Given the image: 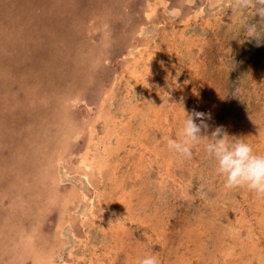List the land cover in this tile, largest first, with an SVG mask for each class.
<instances>
[{"label": "rangeland", "instance_id": "374dc122", "mask_svg": "<svg viewBox=\"0 0 264 264\" xmlns=\"http://www.w3.org/2000/svg\"><path fill=\"white\" fill-rule=\"evenodd\" d=\"M232 3L0 0V264H264V198L166 143L181 105L264 154V28Z\"/></svg>", "mask_w": 264, "mask_h": 264}, {"label": "clouds", "instance_id": "9594fccd", "mask_svg": "<svg viewBox=\"0 0 264 264\" xmlns=\"http://www.w3.org/2000/svg\"><path fill=\"white\" fill-rule=\"evenodd\" d=\"M232 7L238 18L251 12L257 22L242 20L243 30L247 38L259 36L261 28H264V0H233ZM216 91L223 98L225 94L218 88ZM180 107L183 120L178 131L179 139L167 137L168 149L190 158L193 148L202 146L206 157L213 162L214 173L222 178L225 189L242 188L264 198V154L254 153L244 138L228 135L222 126H217L209 134L205 122L210 119L209 113L186 111ZM136 264H159V258L155 254H145Z\"/></svg>", "mask_w": 264, "mask_h": 264}, {"label": "bare ground", "instance_id": "6f19581e", "mask_svg": "<svg viewBox=\"0 0 264 264\" xmlns=\"http://www.w3.org/2000/svg\"><path fill=\"white\" fill-rule=\"evenodd\" d=\"M151 12V11H150ZM153 13V12H152ZM148 17V16H147ZM18 26V25H17ZM59 120V119H58ZM59 149V148H58ZM84 161V160H83ZM89 161V160H88ZM83 164V163H82ZM87 165V164H86ZM85 165V166H86ZM84 176V175H83ZM53 182V181H52ZM206 182V181H205ZM86 196V195H85ZM212 202V201H211ZM44 255H46V254H44ZM47 257V256H46ZM44 259V261H45V264H52V262H51V260H50V258H43ZM14 260V259H13ZM42 261V260H41ZM34 263V262H33ZM42 263V262H41Z\"/></svg>", "mask_w": 264, "mask_h": 264}]
</instances>
